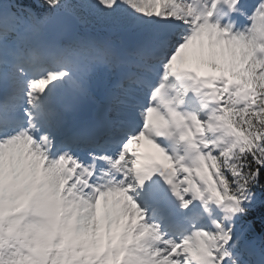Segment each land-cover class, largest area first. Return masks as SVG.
I'll return each mask as SVG.
<instances>
[{
    "label": "snow or ice",
    "instance_id": "obj_1",
    "mask_svg": "<svg viewBox=\"0 0 264 264\" xmlns=\"http://www.w3.org/2000/svg\"><path fill=\"white\" fill-rule=\"evenodd\" d=\"M0 264H264V0H0Z\"/></svg>",
    "mask_w": 264,
    "mask_h": 264
}]
</instances>
